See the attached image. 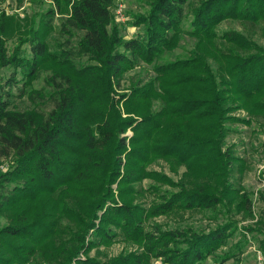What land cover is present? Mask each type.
Wrapping results in <instances>:
<instances>
[{
	"label": "trees",
	"instance_id": "obj_1",
	"mask_svg": "<svg viewBox=\"0 0 264 264\" xmlns=\"http://www.w3.org/2000/svg\"><path fill=\"white\" fill-rule=\"evenodd\" d=\"M55 2L26 29L0 16V65L13 69L0 85V160L13 158L0 173L6 221L0 264H28L34 256L43 264L224 261L229 256L214 252L236 230L230 217L207 232L144 223L217 206L252 214L251 196L230 180L234 170L243 172V161L224 140L230 124L264 114V47L235 30H216L228 19L264 22V0H146V11L133 21L141 30L127 39L112 13L114 0ZM56 13L64 39L51 50L46 38ZM12 29L19 44L7 55L3 37ZM184 36L195 41L188 54L158 62ZM22 44L29 57L21 55ZM137 63L150 64L153 76L121 91L124 73ZM16 71L17 96L34 107L13 105ZM42 73L44 86L34 89ZM238 110L247 116L234 114ZM149 156L167 160L174 173L179 165L184 170L176 180L145 170ZM143 178L151 180L147 207L134 203L145 191L135 185ZM119 236L137 251L104 260L90 255ZM260 244L264 248V234Z\"/></svg>",
	"mask_w": 264,
	"mask_h": 264
},
{
	"label": "rangeland",
	"instance_id": "obj_2",
	"mask_svg": "<svg viewBox=\"0 0 264 264\" xmlns=\"http://www.w3.org/2000/svg\"><path fill=\"white\" fill-rule=\"evenodd\" d=\"M55 0H0V16L3 13L5 18H9L11 27H21L26 29L32 23L39 20L40 14H43L47 9H54ZM121 8V12L116 13L117 8ZM146 0H114L111 10L114 14L119 33L124 38H131L140 32L141 28L133 24L134 16L146 11ZM62 16L55 14L52 18L53 31L49 33L46 41L51 50L57 48L64 37L59 34L60 23ZM15 28V29H17ZM15 29L10 31L9 36L3 37V47L7 55L15 51L18 46L19 35L14 34ZM235 30L242 35L251 39L258 45L264 47V22L252 24L248 22H240L238 20H224L217 26V33L221 34L224 31ZM194 39L184 36L177 48L171 52H166L158 62L174 60L176 58L185 57L188 50L193 46ZM19 51L22 56L29 57L30 50L27 44L19 46ZM212 63V61H210ZM215 69V64L212 63ZM13 69L9 66L0 65V85H3L5 80L12 74ZM47 73L40 74L39 78L33 81L34 89H41L44 86V76ZM153 76L152 66L144 63H137L135 66L124 73L121 82V91H125L131 81H146ZM21 74L15 72V79L18 81L11 88L14 94L10 97L13 105L19 109L34 107L25 96H17L21 85L19 79ZM156 88V85L154 84ZM50 88L45 87L44 91ZM160 101L153 103V108H159ZM39 108L48 110L50 105L48 102L39 101ZM234 114L239 117H246V113L242 110L235 111ZM233 130L225 137L224 147L229 146L234 156L240 158L244 164L242 173L234 170L231 175V182L235 189L243 188L244 191L251 196V215H245L243 212H237L232 206L229 210H225L222 206H217L213 209H196L187 212L171 213L169 215H159L145 220V227L148 229L152 223L167 228H182L188 227L197 231L207 232L214 229L216 225L223 223L227 217L232 218L236 222V230L227 238L226 243L219 247L214 255L229 256L219 264H264V248L261 246V240L264 234V114L251 117L249 124L235 122L229 125ZM128 135L131 131L126 132ZM157 137V136H155ZM150 160L143 163L145 170H156L164 172L174 180L178 179L184 170L183 165L177 166V173L171 171L172 164L159 156H149ZM6 160L13 162V158L9 157ZM151 182L148 178H143L135 185L141 187L143 194L134 198V203L147 207L153 195L146 190ZM163 186L162 189H165ZM6 223L5 219L0 217V227ZM247 227L256 228L252 232L247 230ZM137 251V245L124 241L119 236L110 246H100L97 250H91L90 255L97 256L104 260L108 257L115 256L119 252ZM159 259L151 258L150 264H160ZM214 261V257L209 256L203 261V264H210ZM28 264H43L41 259L34 256Z\"/></svg>",
	"mask_w": 264,
	"mask_h": 264
},
{
	"label": "built area",
	"instance_id": "obj_3",
	"mask_svg": "<svg viewBox=\"0 0 264 264\" xmlns=\"http://www.w3.org/2000/svg\"><path fill=\"white\" fill-rule=\"evenodd\" d=\"M120 12H121V8L119 7V8H117L116 13L119 14ZM12 163L13 162H9V160H6V159L0 160V173L8 170L11 167ZM219 263H222V262L213 261L210 264H219Z\"/></svg>",
	"mask_w": 264,
	"mask_h": 264
}]
</instances>
